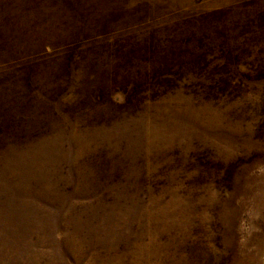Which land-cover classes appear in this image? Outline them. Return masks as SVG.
Instances as JSON below:
<instances>
[{
    "label": "rangeland",
    "instance_id": "1",
    "mask_svg": "<svg viewBox=\"0 0 264 264\" xmlns=\"http://www.w3.org/2000/svg\"><path fill=\"white\" fill-rule=\"evenodd\" d=\"M0 264H264V0H0Z\"/></svg>",
    "mask_w": 264,
    "mask_h": 264
}]
</instances>
